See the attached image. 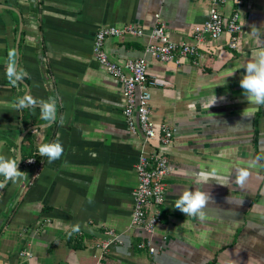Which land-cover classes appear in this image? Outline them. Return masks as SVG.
<instances>
[{
  "label": "crops",
  "instance_id": "1",
  "mask_svg": "<svg viewBox=\"0 0 264 264\" xmlns=\"http://www.w3.org/2000/svg\"><path fill=\"white\" fill-rule=\"evenodd\" d=\"M210 9L207 0H0V155L18 161L26 135L22 155L43 163L36 176L22 162L24 176L0 188V264H264V106L249 104L240 87L244 63L264 48V0L223 7L240 16L237 50L223 35L203 45L198 65L148 60L149 75L164 84L153 90L152 119L177 130L161 147L173 173L151 236L155 254L137 247L149 235L131 227L142 134L129 130L123 84L93 51L107 26L145 32L106 41L119 63L144 56L159 25L172 41L192 43ZM10 66L22 80L9 81ZM25 95L54 98L55 121L42 120L39 108L18 109ZM55 142L63 152L50 162L38 149ZM239 168L250 173L243 187ZM198 185L212 198L203 222L174 209Z\"/></svg>",
  "mask_w": 264,
  "mask_h": 264
},
{
  "label": "built area",
  "instance_id": "2",
  "mask_svg": "<svg viewBox=\"0 0 264 264\" xmlns=\"http://www.w3.org/2000/svg\"><path fill=\"white\" fill-rule=\"evenodd\" d=\"M207 1L211 6L210 18L194 29L192 43L172 41L170 32L163 25H159L150 34L152 41L146 45L144 56L119 63L106 52V41L122 35L141 38L145 35L144 30L135 25L107 26L98 30L94 38L93 51L97 62L123 84L124 116L129 130L135 135L142 134V148L136 164L138 185L133 193L131 227L144 230L149 235L137 247L151 254L157 251L151 236L161 223V207L165 204L168 180L173 173L170 158L161 147L172 143L177 130L170 124L157 127L152 119L153 90L164 84L149 75L148 60L153 58L157 62L176 66L198 65L203 45L209 40H218L223 35H228V47L237 50L242 33L239 13L234 12L229 17L222 13L228 0ZM154 40L158 43H154ZM42 164L34 154L23 165L35 170L38 176ZM113 236L116 237L114 234ZM116 241L117 239L106 240L102 247L108 249ZM22 255L29 256V253Z\"/></svg>",
  "mask_w": 264,
  "mask_h": 264
},
{
  "label": "clouds",
  "instance_id": "3",
  "mask_svg": "<svg viewBox=\"0 0 264 264\" xmlns=\"http://www.w3.org/2000/svg\"><path fill=\"white\" fill-rule=\"evenodd\" d=\"M258 28L253 25L251 27V34L258 35ZM245 74L240 79V87L243 90L244 98L249 104L264 106V48L259 49L251 59L246 61L243 65ZM7 76L10 82L22 80V76L14 67H9ZM223 99V97L221 98ZM217 103V96L211 99L210 107ZM18 109L23 108H39L40 118L46 122H54L56 118V101L49 97L48 100H41L37 102L30 95H25L17 101ZM41 156H47L49 161L58 159L63 152V147L60 143L42 144L39 149ZM259 159V158H258ZM32 160H29L31 162ZM18 161L0 155V176L5 178L4 183H0V188L5 186L7 181L17 182L24 176L23 171L18 168ZM249 171L244 168H239L235 173V184L243 187L246 179L249 176ZM212 199L202 186L198 185L194 190H184L175 201L174 209L180 210L187 217H195L201 222L205 221L206 214L204 209ZM228 203L231 201L226 198Z\"/></svg>",
  "mask_w": 264,
  "mask_h": 264
},
{
  "label": "water",
  "instance_id": "4",
  "mask_svg": "<svg viewBox=\"0 0 264 264\" xmlns=\"http://www.w3.org/2000/svg\"><path fill=\"white\" fill-rule=\"evenodd\" d=\"M23 84H25V86L28 88V86L26 85L25 82H23ZM33 130V129H31ZM30 130V131H31ZM26 136V135H25ZM25 136L22 138L21 142H20V148H19V160H18V167L22 164V161H23V155H22V144H23V140L25 138Z\"/></svg>",
  "mask_w": 264,
  "mask_h": 264
},
{
  "label": "trees",
  "instance_id": "5",
  "mask_svg": "<svg viewBox=\"0 0 264 264\" xmlns=\"http://www.w3.org/2000/svg\"><path fill=\"white\" fill-rule=\"evenodd\" d=\"M27 155H25V154H23L24 156V158H23V164H24V162L26 161V159L27 158H29V157H31L32 155H33V152L31 151V152H28V153H26ZM76 247H78V245H76Z\"/></svg>",
  "mask_w": 264,
  "mask_h": 264
}]
</instances>
